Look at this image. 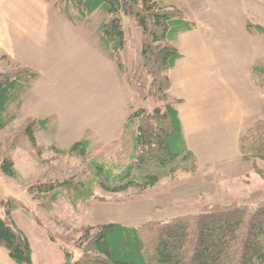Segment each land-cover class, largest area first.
I'll list each match as a JSON object with an SVG mask.
<instances>
[{
	"label": "rangeland",
	"instance_id": "rangeland-1",
	"mask_svg": "<svg viewBox=\"0 0 264 264\" xmlns=\"http://www.w3.org/2000/svg\"><path fill=\"white\" fill-rule=\"evenodd\" d=\"M166 5L185 9L195 21L196 30L183 49L188 58L206 56L209 69L199 70L193 78L214 82L208 89L214 98L223 96L217 95L221 78L228 76L229 80L232 65L239 68L242 62L248 77L245 88L238 89L240 94L232 91L227 98L230 103L248 105L243 136L256 133L252 142L259 145L263 132L256 129L264 121V77H254L251 71L264 69V33L257 29L264 27V0H168ZM38 8L49 28V45L40 48L31 40L22 45L19 40L17 60L0 53V75L32 69L58 87L49 100L41 95V83H33L23 105L12 108L18 120L0 133V215L6 218L7 209L18 208L13 217L32 242L34 264H67V253L73 262L84 261L92 255L83 239L89 228L113 223L138 228L218 205L240 203L255 208L264 202V160L256 158L255 151L248 152L253 160L235 157L234 127L222 125L219 112L213 113L215 118L208 113L207 126L190 137L200 161L198 172L188 163L155 189L107 192L95 163L121 173L120 168L130 165L137 152L135 138L141 122L130 125L131 117L142 110L153 115L160 112V116L166 111L143 57L144 31L136 20L124 16L127 46L114 53L115 61L99 36L100 26L106 22L104 15L95 14L79 26L73 24L70 17L75 12L66 2L30 0L31 20L41 21ZM187 85L183 83V89ZM39 118L52 121L48 131H37L40 149L36 150L27 129ZM213 119L218 125L215 128ZM86 140L92 143L86 156L61 153ZM8 159L15 162L20 178L4 174ZM66 182L89 186L91 196L65 189L50 202L35 192L46 184ZM152 247L149 242L147 251L153 255ZM2 249L0 264H15Z\"/></svg>",
	"mask_w": 264,
	"mask_h": 264
},
{
	"label": "trees",
	"instance_id": "trees-1",
	"mask_svg": "<svg viewBox=\"0 0 264 264\" xmlns=\"http://www.w3.org/2000/svg\"><path fill=\"white\" fill-rule=\"evenodd\" d=\"M62 1L75 12H71L70 17L73 24L80 26L98 13L105 16L106 22L100 26L99 36L104 49L112 53L115 61L114 53L123 52L127 46L124 16L136 20L145 34L143 57L154 79L156 95L166 103V111L161 116L160 112L153 115L142 110L131 117L130 125L141 122L135 138L137 152L130 165L120 168L121 173L95 163L104 189L114 194L155 189L188 163H193L198 172L200 161L189 150L181 115L171 103L173 72L185 59L180 38L196 30L188 12L180 7H168V0ZM249 29L252 32L253 26ZM257 29L264 33L263 26ZM253 75L264 77V69L255 67ZM41 78L42 75L32 69L0 75V133L18 120L12 108L23 105L32 84ZM51 121H36L28 127L27 134L36 150L40 149L37 131L39 128L48 131ZM259 128L263 132L259 145L252 142L256 133L248 132L243 137L241 151L248 160H253L249 157L254 156L248 157L251 151L257 152L256 158L264 160V121L259 122L256 131ZM90 147L92 143L86 140L71 151L61 153L86 156ZM3 170L7 177L20 178L13 160H6ZM74 183L46 184L35 192L50 202L65 189L72 194L91 196L89 186ZM15 211H18L16 206L8 209L6 218L0 215V247L8 252L15 264H34L32 242L14 220ZM83 239L92 255H87L84 261L73 262L67 253V264H264V202L255 208L240 203L218 205L199 214L152 222L138 228L115 223L102 225L89 228ZM149 242L153 245V255L147 251Z\"/></svg>",
	"mask_w": 264,
	"mask_h": 264
},
{
	"label": "crops",
	"instance_id": "crops-1",
	"mask_svg": "<svg viewBox=\"0 0 264 264\" xmlns=\"http://www.w3.org/2000/svg\"><path fill=\"white\" fill-rule=\"evenodd\" d=\"M38 12L40 14L41 9L38 8ZM41 15V21L36 19L31 20L30 0H0V53L4 55L8 54L17 60L15 49L19 45V40H22V45H24V40H26L27 44L31 40L40 48L48 46L50 38L49 28L45 25L47 22L45 21L43 11ZM192 21L195 22L194 20ZM33 23H35V25ZM193 33L194 32L184 34L180 38V49L185 55V59L178 63L176 70L173 72L174 89L171 95L172 100L177 99L179 102L185 101V103H182L183 105H180V103L175 101L173 102L181 115L189 150L197 156L191 147L190 137L201 134L203 129L207 126L209 117L205 118V116H207L208 113L212 114L215 118L213 113L219 112L222 125L229 124L234 127L235 136L237 137V148L234 149L236 152L235 157L237 159L239 157L242 158L244 157L241 151V143L244 137V132L242 130L247 116L248 105L242 103H230L228 102L227 95L232 91L240 94V89L245 88L248 78L247 73L245 72V67L242 66V62L240 63L241 67L239 68L232 65V77H230L229 80H227L228 76H226V79L221 78L222 80L219 86L220 91L217 94L225 96L218 99L214 98L212 91H208V89L213 86L214 82L206 81V79L195 81L193 78L199 70H204L206 72V70L209 69L210 65H207L208 61H205L206 56L198 57L192 55L191 58H188L183 49L185 41H187L189 36L193 35ZM203 62H205V66L201 65ZM233 63L236 64V61H233ZM240 68H243V71H239ZM253 69L251 71L252 76H254ZM241 73H243V75H241L243 79L242 81H239L240 78H238V74ZM185 82H188L187 89H183V83ZM38 83H41V95L47 96L50 98L49 100H52V95L58 89L56 83L52 80L45 82L43 77ZM224 98H227L226 102L224 101ZM217 101L220 102L218 103ZM37 120L41 121L45 119L39 118ZM126 125L127 122L124 123V127ZM212 126L213 128L218 126L215 119L212 121ZM3 250L4 249H2V251Z\"/></svg>",
	"mask_w": 264,
	"mask_h": 264
},
{
	"label": "bare ground",
	"instance_id": "bare-ground-1",
	"mask_svg": "<svg viewBox=\"0 0 264 264\" xmlns=\"http://www.w3.org/2000/svg\"><path fill=\"white\" fill-rule=\"evenodd\" d=\"M9 207V206H8ZM8 210V209H7ZM24 231V230H23Z\"/></svg>",
	"mask_w": 264,
	"mask_h": 264
}]
</instances>
